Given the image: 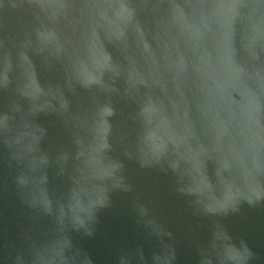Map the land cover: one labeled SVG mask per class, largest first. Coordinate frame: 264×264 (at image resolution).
<instances>
[{"label":"water","instance_id":"95a60500","mask_svg":"<svg viewBox=\"0 0 264 264\" xmlns=\"http://www.w3.org/2000/svg\"><path fill=\"white\" fill-rule=\"evenodd\" d=\"M0 264H264V0H0Z\"/></svg>","mask_w":264,"mask_h":264}]
</instances>
